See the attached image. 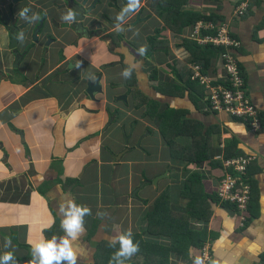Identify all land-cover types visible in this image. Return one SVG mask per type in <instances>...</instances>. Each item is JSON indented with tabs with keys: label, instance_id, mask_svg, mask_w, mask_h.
I'll return each instance as SVG.
<instances>
[{
	"label": "crops",
	"instance_id": "obj_1",
	"mask_svg": "<svg viewBox=\"0 0 264 264\" xmlns=\"http://www.w3.org/2000/svg\"><path fill=\"white\" fill-rule=\"evenodd\" d=\"M75 1L86 7L97 2L83 27L62 19L70 10L64 0H0V254L13 251L17 264H33L29 241L64 236L59 208L68 200L92 210L77 242V264H99L96 253L105 259L112 236L140 232L204 202L209 218L192 215L189 227L205 231L206 240L185 258L172 251L165 264H193L196 256L205 264H264V126L254 133L240 119L211 110L205 89L195 106L185 87L174 96L170 87L183 86L174 69L202 65L188 62L185 39L205 47L199 40L216 37L224 23L238 42L224 52L236 59L249 98L264 117V0H186L181 7L163 2L172 13L193 12V24L182 32L167 28L154 0H141L119 30L116 16L127 0ZM25 5L29 19L21 16ZM10 8L18 25L29 23L20 33L17 49L24 57L17 67L3 27ZM41 18L40 41L29 49ZM150 36L159 46L141 54ZM220 55L208 74H223ZM125 67L133 71L130 78L122 75ZM97 76L102 92L91 99L88 83ZM144 98L158 103L154 117L147 116ZM167 108L175 112L163 135L161 114ZM194 134L208 148L197 162H188L185 152ZM237 155L254 156L246 173L252 198L244 225L230 204L215 197L224 162ZM163 194L169 199L157 204ZM6 238L10 249L4 248ZM134 240L140 250L125 264H148L147 241L171 242L148 232Z\"/></svg>",
	"mask_w": 264,
	"mask_h": 264
},
{
	"label": "trees",
	"instance_id": "obj_2",
	"mask_svg": "<svg viewBox=\"0 0 264 264\" xmlns=\"http://www.w3.org/2000/svg\"><path fill=\"white\" fill-rule=\"evenodd\" d=\"M186 0H154L153 4L158 6L160 15L165 16V24L167 28L170 30L173 29L174 31L182 32L185 28L188 26H191L193 24V12L184 10L180 11L178 13H172L170 9L163 7V2L167 4L174 3L178 6H183L182 4ZM186 49L189 51L190 55L187 59L189 63L196 64L200 63L202 64V73L206 74L207 70L209 69L211 65L212 59L218 56V54L224 52L223 47H217L212 44H209L205 47L199 46V44L192 40L186 38L183 42ZM146 47V53L150 54L152 51L156 50L158 48V43L156 42V37L150 36L147 40V43L144 44ZM128 70L132 73L133 71L129 67ZM174 72L178 78V80L183 83V86L179 87L177 84H171V96L180 94L183 87L187 89L193 97V102L195 106H198V98L202 99L204 97V88L195 80H191L193 75V70L188 69L185 67L181 72H178L176 69H174ZM185 75L187 79H185ZM185 85V86H184ZM181 95H184L182 93ZM144 101L148 107L147 110V116L154 117L157 112L158 103H155L152 100H149L147 98H144ZM135 106L139 107L140 105L138 103H135ZM174 109L167 108L162 114H161V133L165 135L167 127L170 125L171 119L174 114ZM237 119V118H236ZM191 126L188 127V125H185V128L183 129L185 132H189ZM247 127V126H246ZM248 128V127H247ZM184 134V132L182 131ZM194 145L190 148L186 149L185 152V159L188 162H197L200 154L204 152L208 148V144L203 142H200L198 135H193ZM170 142V141H169ZM236 140L229 141V148L235 149L236 147ZM226 157H229L228 155ZM196 175H192L193 180L197 179ZM169 195L163 194L161 195L156 203L158 204L161 201L167 200ZM216 201H219L217 195ZM251 202V201H250ZM224 203V202H223ZM228 204V203H227ZM230 204V203H229ZM207 203L204 202H197L196 207L194 211L190 213H180L173 211L171 214V217L166 222H154L148 225L147 228L144 230H141L140 232L133 233L134 237H140L146 232L150 234H162L165 236L170 237V244L165 245L163 243H158L154 241H147L146 242V251L148 254L147 257V263L148 264H165L167 258L170 256L172 251H175L182 255V257H188L189 256V248L191 247H201L203 242L206 240V232L205 231H197L193 230L189 227L190 223V217L192 215H196L201 218H209L211 211L207 208ZM232 207V205H230ZM250 206V203H249ZM248 206V210H249ZM233 208V207H232ZM235 210V209H234ZM236 211V210H235ZM246 214V220H248L249 213ZM118 248V247H117ZM117 248H113L112 250L105 251L106 257L105 259H102L100 257V251H97V263H101L102 261L106 264H109V261L111 259L112 254L117 250Z\"/></svg>",
	"mask_w": 264,
	"mask_h": 264
},
{
	"label": "built area",
	"instance_id": "obj_3",
	"mask_svg": "<svg viewBox=\"0 0 264 264\" xmlns=\"http://www.w3.org/2000/svg\"><path fill=\"white\" fill-rule=\"evenodd\" d=\"M242 13V10H237L235 16H241ZM227 26L223 23L216 37L202 38L199 43L229 49L238 47L237 40L230 36ZM220 59L223 74L220 76L214 75L213 72L203 74L202 65H193L191 68L194 73L191 79L197 81L206 90L205 99L211 110L240 119L251 132H261L264 117L249 98L244 77L236 59L228 51L221 53ZM253 159V155H237L226 160L224 162L225 174L220 178L216 188L220 201L230 203L236 210L240 225L247 222L245 213L252 198V184L246 177V173ZM205 259L210 260L209 253Z\"/></svg>",
	"mask_w": 264,
	"mask_h": 264
},
{
	"label": "clouds",
	"instance_id": "obj_4",
	"mask_svg": "<svg viewBox=\"0 0 264 264\" xmlns=\"http://www.w3.org/2000/svg\"><path fill=\"white\" fill-rule=\"evenodd\" d=\"M141 6V0H127L120 13L117 14L116 28L119 30L120 25L124 22L129 13L137 11ZM26 10L21 12L24 19H29L26 16ZM32 20L38 19L37 16L31 17ZM63 20L72 23L76 20V13L69 10L63 17ZM19 39H23L21 34ZM141 54L146 52V47L141 46L139 49ZM125 78H130L131 72L125 68L122 72ZM62 216L60 227L64 232L63 237L53 236L52 238H41L36 242L29 241L33 264H77L80 256V249L77 247V242L86 231L85 218L92 215L90 207L82 204H77L74 200H68L62 203L59 208ZM101 215L103 218L104 214ZM117 245L119 247L117 248ZM12 246L11 238H6L4 248L10 249ZM108 246L117 248L112 254L109 264H125V261L131 259L140 250L138 241L134 240L131 230L122 232L118 235L109 238ZM0 264H17L13 251H6L0 254ZM193 264H205L204 258L196 256Z\"/></svg>",
	"mask_w": 264,
	"mask_h": 264
},
{
	"label": "water",
	"instance_id": "obj_5",
	"mask_svg": "<svg viewBox=\"0 0 264 264\" xmlns=\"http://www.w3.org/2000/svg\"><path fill=\"white\" fill-rule=\"evenodd\" d=\"M67 6L70 10L76 13V20L74 23L81 24L83 27V21L85 20V14L87 12H90L96 5L92 4L88 7H86V2L83 3H78L75 0H67ZM44 21L39 25V27L35 30L33 33V41L38 42L39 41V36L41 35L42 29H43ZM68 24H66L67 26ZM28 24H20L18 25L17 20L11 21L8 25L3 26L6 34L9 38V50L13 53L14 55V67H17L19 62L22 60L24 55L22 53H19L17 46L19 43V33L26 29ZM100 77L97 76L93 81H90L88 83V88H87V94L90 96L91 99H95V94L96 93H101L102 92V87L99 83ZM125 98V97H124Z\"/></svg>",
	"mask_w": 264,
	"mask_h": 264
},
{
	"label": "flooded vegetation",
	"instance_id": "obj_6",
	"mask_svg": "<svg viewBox=\"0 0 264 264\" xmlns=\"http://www.w3.org/2000/svg\"><path fill=\"white\" fill-rule=\"evenodd\" d=\"M17 1H22V0H15V3H16ZM64 1H65V2H64V6L68 7V6H67V2H66L67 0H64ZM91 4H95V3H91ZM24 10H26V13H27V10H28V6H27V5H25L24 8L22 9V11H24ZM71 11H72V10H71ZM18 17H19V16H16V15L14 14V12H13V8H10V9H9V23H10L11 21H13V20H17V23H18ZM43 21L45 22V19L41 18L39 24L33 29L31 35L29 36V40H30V42H31V45L29 46V49H30L31 47H33V45L37 44V43L40 41L41 35L39 36L40 38H39V41H38V42H34L32 38H33V33L35 32V30L39 27V25H40ZM9 23H8V24H9ZM73 23H74V22H73ZM8 24H7V25H8ZM23 24H28V26L26 27V29L29 27V23H23ZM3 25H4V24H3ZM19 25H20V24H19ZM4 26H6V25H4ZM43 28H44V25H43ZM26 29H24V30L21 31L20 33L24 32V31H27ZM42 32H43V29H42ZM42 32H41V34H42ZM20 33H19V35H20ZM48 41L51 42L52 39L50 38ZM216 195H217V194H216ZM217 197H218V196H217ZM218 199H219V197H218ZM219 202L223 203L222 201H220V199H219ZM224 203H227V202H224ZM228 204H229V203H228Z\"/></svg>",
	"mask_w": 264,
	"mask_h": 264
}]
</instances>
